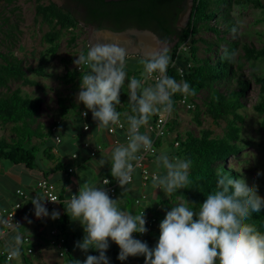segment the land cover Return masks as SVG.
Masks as SVG:
<instances>
[{
    "label": "trees",
    "instance_id": "16d2710c",
    "mask_svg": "<svg viewBox=\"0 0 264 264\" xmlns=\"http://www.w3.org/2000/svg\"><path fill=\"white\" fill-rule=\"evenodd\" d=\"M2 1H6L7 5H10L13 0H0V35H2L0 45L7 44L11 47L14 43L12 39L19 32L17 31L16 23L8 24V18L4 16V7L1 6ZM64 1V6L61 8L50 3L45 7H37V12H44V20L47 22H50V18L57 17L59 20L58 23L64 28L79 25L84 29L83 27L91 25L96 30L106 29L112 32H123L129 29L149 30L153 32L160 41L166 43L175 41L173 47L168 49V55L171 57V60L166 74L174 77L178 82L187 81L194 94H175L173 96L174 106L177 100H184L186 104H189L195 100L201 91H206L204 100L206 112L215 124L222 120L226 125L222 136H213L212 131H201L200 134L195 137L192 133L187 131L184 133L183 137L176 134L174 142H167L170 153L182 158L186 157L191 159L192 167L190 170L189 183L185 188L173 193L169 200L163 199L160 194L156 205L163 204L169 206L168 203L170 200L176 201L180 199L188 200L189 203L194 206V209L195 207H199L206 199V195L216 190V170L218 168L231 171L232 174L237 175L230 167L226 166L225 162L231 157L239 156L244 147L240 144L241 125L244 121L241 110L244 109L242 100L249 89V81L245 79L240 72L243 67L241 57L238 55L234 58L239 44L236 41H227L225 38L228 34H234V32L231 31L232 28H235V20L231 17L230 13L231 4L234 3L238 6L250 4L255 8L264 10V2L260 0H192L189 20L183 28L179 29L177 27V21L179 14L184 10L186 0H124L117 2H105L104 0ZM16 9L17 7H13L9 11L12 12ZM80 22L83 23L82 26ZM219 25H221L223 29H221ZM200 32H211L216 37V42L203 41L208 56L202 59H198L195 56L197 47L195 46L196 40L194 36ZM58 36L59 34L57 32H51L45 36V40L48 44H54V46L48 48V53H55ZM69 41H74V37H70ZM222 42H227V47L223 49L220 55L211 58V53H215L218 44ZM188 43L190 44L188 47L191 59L194 63L191 66H188V64L183 65L186 63V60H181L183 53L181 52V48L183 46L186 48ZM240 47L243 50L242 59L244 61L255 62L264 59V46L260 49H256L253 46L241 44ZM226 51L234 55H231V58H229L225 55ZM136 58L139 59L140 57L135 56V59ZM137 59L135 62L136 64L132 63V66L128 65L126 67L129 69H126L128 77L140 75L141 69H139V62ZM21 63L22 60L14 57L11 51L7 53L0 51V87L8 90L7 83L11 79L20 80L24 85H32V82L26 78ZM87 68V66L84 67L81 72L76 71L75 68L66 70L61 79L65 84L73 85L77 83L79 85L80 76L86 72ZM35 73L41 75L43 72L35 71ZM154 75L160 76L161 74L154 73L152 76ZM139 79H142V77ZM254 82L258 86V101L253 106V109L261 116L259 129L264 134V75L255 76ZM152 83L154 82L152 81ZM120 100L122 105L121 107H117V111L121 113L120 122L127 126L125 114H131V105L128 101V89L126 85H124L121 90ZM66 103H68V100L63 98L58 99L57 113L60 120L53 122L47 131L44 132L40 124H36L35 127L32 128V125L35 124V117L41 104L40 98H28L23 96L19 89H15L10 93H1L0 127L11 124L10 131L13 136L9 141L0 138V160L7 161L11 165L22 166L28 171L39 172V162L41 161L38 157L39 153L42 152L43 155L48 156L47 159H52L51 152L53 147H47L49 142L56 143L51 128L56 127V131L59 133L60 128L66 121L70 120L77 123L78 120L81 122V130L83 131V125L88 121L89 113L86 117H82L76 113V117L72 119V114L75 112L76 106L70 102L69 105H66ZM194 113L195 118H197L200 113L198 107H195ZM157 114L158 113L152 115L148 124L155 121ZM170 117L165 125V134L153 141L157 149L156 154H159L161 142L166 139L169 133ZM105 131L106 134L110 135L108 133V128ZM140 131L151 135L153 140L154 136L146 130V126L142 127ZM33 139L38 140V145L32 144ZM61 142L62 140L58 144ZM175 142L178 143L177 146L174 145ZM84 144H88V147L84 148ZM60 145L62 147V144ZM43 146L47 147V149L42 148ZM81 148L83 150L80 149L81 151L72 153L76 155V158L72 160L73 162L79 159L80 156L85 157V159H93L100 151L99 146H92L87 142H84ZM94 149L96 151H94ZM262 151L264 152V142L262 144ZM92 152L93 154H91ZM156 154L151 156L149 162L151 164L148 165L149 170L153 172L157 171V169L154 168ZM70 167L71 166L64 168L63 164L57 163L54 171H61L65 174L67 180L73 173L67 171ZM43 176L46 178L45 173ZM103 178H108L111 181L114 179L112 177ZM103 178H101L100 181ZM66 180L61 186V194L59 195L62 200L65 199L63 190L68 182V180ZM132 184L133 182L127 185ZM148 185H152V182H148L146 186ZM117 188L118 187L115 188V197L113 198L117 196ZM158 190L159 193H161V190ZM258 190L259 194L264 197V182L258 185ZM141 195L143 196L144 193L130 200L128 199L126 202L127 207L128 205L141 207L142 209H137L136 211L138 214H140V211H143L144 207V212H150V208L144 205L148 197L145 195L146 198L140 200ZM136 200H140V204H137ZM66 207L67 205L61 206V217L59 220L53 219L54 224L52 228L59 227L61 234L65 238V246L67 247V251L63 257L67 260L68 264H73L69 240L81 238H77L76 235L71 234L67 230L70 217L66 214ZM152 211L153 213L151 214H153L158 222L157 206H154ZM247 222L254 224L258 230L264 232V209H261L259 213H253L252 217H250ZM154 228L150 231L152 234ZM150 232L144 236V241L149 237L148 234ZM150 237L151 240L147 244L151 248L154 247L151 245V242L159 238V230L154 233V236ZM1 245L9 251L4 240L1 241ZM89 252L93 255H98V252L94 250L89 249ZM106 255L110 256L114 255V253L106 252ZM14 256L9 261L5 260L4 257H0V264H13ZM22 256L24 257V254H22ZM217 259H219V254L217 255ZM25 264L32 263L25 260ZM137 264L142 263L138 262Z\"/></svg>",
    "mask_w": 264,
    "mask_h": 264
},
{
    "label": "clouds",
    "instance_id": "9594fccd",
    "mask_svg": "<svg viewBox=\"0 0 264 264\" xmlns=\"http://www.w3.org/2000/svg\"><path fill=\"white\" fill-rule=\"evenodd\" d=\"M225 55L231 58L234 54L226 51ZM125 56V50L118 45L93 44L74 60L75 65L88 67L80 76L76 100L91 112L97 127L107 129L120 123L121 113L116 106L121 103L120 94L127 79L131 114H125L126 142L114 146L108 159L98 160L100 167L110 162L111 176L122 188L131 182L144 155L157 151L152 138L140 129L153 114L171 113L175 94H194L187 81L178 82L166 74L171 60L167 48L141 59L143 79L128 78ZM154 73L161 75L155 84L145 86V79ZM82 115L87 116L88 112ZM154 164L157 171L152 176V186L166 197L189 183L191 159L172 155L165 147L155 155ZM261 175L264 172L258 171L257 176ZM216 177V190L206 195L198 210L188 200L172 203L151 248L133 236L148 231L144 210L141 214L127 211L120 206L119 198H111L104 187L84 183L72 195L65 211L83 228L84 235L74 246L85 253L94 250L98 255H87L73 264H110L106 255L110 241L118 245L117 260L121 262L143 256L144 264H264V232L247 222L253 213L264 209L258 185L250 183L243 174L237 176L222 168L216 170ZM43 201L37 196L32 198L34 215L58 219L60 213L54 210L49 214Z\"/></svg>",
    "mask_w": 264,
    "mask_h": 264
},
{
    "label": "rangeland",
    "instance_id": "374dc122",
    "mask_svg": "<svg viewBox=\"0 0 264 264\" xmlns=\"http://www.w3.org/2000/svg\"><path fill=\"white\" fill-rule=\"evenodd\" d=\"M192 0H190L191 2ZM264 2V0H260ZM51 0H13L10 5H7L6 1L1 2V6L4 7V16L8 18V24H17L16 34L13 32L15 37L13 46L7 44L0 45V51L9 52L11 51L12 55L20 60H22L21 66L24 70L25 76L28 80L32 82V85H24L20 80H9L7 83V88L0 87L1 93H10L15 89H19L23 96L28 98H40L41 104L38 110V113L35 117V124L32 125V128L36 124L42 126L44 132L53 124L55 121H59L58 117V99L63 98L68 100L66 105H69V102L76 106L75 112L72 114V119L76 117V113L81 115L83 112L87 111L89 113V123L95 127L97 122L93 120L92 114L88 111L82 103H79L76 100V94L79 91V85L65 84L61 77L66 70H72L75 66L74 60L77 59L76 56L83 52H87V49L90 45L87 43V32L82 29L79 25L68 26L66 28L62 27L58 23V18H50V22L44 20V12L38 13L37 7L48 6ZM13 7H17L16 10L10 12L9 10ZM192 7V6H191ZM64 13V12H63ZM231 17L235 20L236 31L234 34H228L225 36L227 41H236L239 45L237 46L234 58L238 55L241 57V62L243 67L240 70L243 77L249 81V89L245 94L242 102L244 103V109L241 110V114L244 116V121L241 125L242 131L240 135V144L244 146L242 152L239 156L229 158L225 164L230 167L238 176L243 174L250 183H255L260 185L264 182V175L257 176V172H264V152L262 151V144L264 142V134L259 129V121L261 116L258 115L253 106L258 101V86L254 82V77L258 75H264V59L257 61L247 62L242 59L243 50L241 49V44H246L253 46L256 49H260L264 46V10L253 7L250 4L238 6L234 3L231 4ZM189 18L185 20V23L188 22ZM184 23V24H185ZM219 23V22H218ZM220 24V23H219ZM221 29L222 26L219 25ZM57 32L59 34L57 39V49L54 54L48 53V48L54 46V44H48L45 40V36L49 33ZM13 34V35H14ZM74 37V41L70 42V37ZM2 35H0V39ZM196 40L195 46L197 47L196 57L198 59L206 58L208 53L205 51V43L203 41L216 42V37L211 32H200L194 36ZM189 43L186 48L183 46L181 48L182 59L186 60V63L183 65L188 66L194 64L191 55L189 52ZM173 47V45H172ZM171 47V48H172ZM227 47V42H222L218 44L215 53H211V58L217 57L220 55ZM135 56L137 55H126V67L128 65L132 66V63L136 62ZM139 56V55H138ZM137 59L139 62V69L141 73L143 71V65L140 63L141 59H147V57H141ZM136 64V63H135ZM127 69V68H126ZM88 68L86 69V71ZM129 70V69H127ZM35 71H42L41 75L35 73ZM140 75L136 76L137 79L141 78ZM156 76V75H154ZM131 78V77H128ZM143 79V77H142ZM152 79L148 77L145 79V86L153 85ZM127 86V79L125 81ZM234 86V84H233ZM232 87V85H231ZM128 89V88H127ZM206 97V91H201L193 102H190V108H187V105H184L180 101L175 102L174 109L170 114L169 124L170 130L169 133L164 139L163 148H168L169 145L167 142H174L176 134H179L181 137L184 136L185 132L192 133L193 136L197 137L201 131H212L213 136H222L225 129L226 123L224 121H219L214 123L209 114L206 112L204 106V100ZM121 101V100H120ZM122 102L116 107H121ZM195 107H198L200 113L197 118H195ZM71 119V118H70ZM69 120V119H68ZM70 121V120H69ZM199 122V123H198ZM87 125V124H86ZM88 126V125H87ZM11 124L0 127V138L9 141L13 136L10 131ZM89 127V126H88ZM67 141L66 135L63 134V143ZM32 144L38 145V140L33 139ZM48 146L55 148L53 143H48ZM47 147L43 146L42 148ZM161 149L159 148V151ZM54 153V152H52ZM42 152L39 153V158L41 159V169L44 172H48L47 167L49 166L50 160L46 159L48 156H42ZM59 159L57 162H60ZM56 160H53L54 163ZM20 167L11 165L7 161L0 160V168L5 171L8 167ZM3 167V168H2ZM2 171V172H3ZM0 187L4 188L1 183ZM161 197L163 199H168L163 192L161 191ZM158 198L156 201L154 199L153 206H157L158 211V222L153 230V234L150 232L149 236H154V233L159 230L160 222L164 219L166 212L171 210L172 203L177 202L170 200L168 205L163 204L156 205L158 203ZM137 209H142L137 206ZM199 207H195L194 210H198ZM150 213H153L152 209L149 210ZM138 214V213H137ZM30 221L29 223H32ZM79 224V222H78ZM49 242V237H48ZM109 249V248H108ZM88 254H81L79 258H74V260L83 261ZM144 260L143 256H139ZM52 261L54 264H68L67 260L63 257L58 256V249H52ZM135 258L129 257L127 261L121 262L117 260V256L110 257V264H124V263H133L135 264ZM31 260H35L31 257ZM30 261V259H28ZM34 264L32 261H30ZM144 264V261H143Z\"/></svg>",
    "mask_w": 264,
    "mask_h": 264
},
{
    "label": "crops",
    "instance_id": "0c3cea01",
    "mask_svg": "<svg viewBox=\"0 0 264 264\" xmlns=\"http://www.w3.org/2000/svg\"><path fill=\"white\" fill-rule=\"evenodd\" d=\"M88 121L87 123L84 124H87L89 126V130L84 132L81 130V122L78 120L77 123L72 121H66V123L62 125L59 132L60 138L62 140V142L60 143L62 144V147L60 144H56L52 141L53 144L55 145V148L54 147L52 148V152H54V153L51 152L52 159H48L51 161L49 162V166L47 167L48 172H44L40 168L41 164H39V169H40L39 172L28 171L22 166H21L22 168L9 166L8 169H6L5 171H3L0 168V183L4 187V188L0 187V208L3 206H9L17 201V197L14 193L15 189L24 188L27 190H33L34 182L38 178L44 177L43 176L44 173L46 174V178H48L51 182H53L56 185L57 192L60 195L61 186L64 184L67 177L61 171H57V172L54 171V169L57 166V163L63 164L64 168L71 166L74 169L72 175L68 177L67 179L68 182L63 190V195L65 198H68L69 196L78 193L79 188L82 187L84 183H88L89 185L100 186L101 178L112 177L110 172V162L108 164H105L103 167H100V165L98 164V160L100 158L108 159L110 157L112 148L117 144L124 143L126 141L123 138H121L120 135H117L119 141L117 144H114L113 142L115 139L114 135L106 134L105 128L97 127V125L93 127ZM63 134L66 135L67 137V141L65 143H63ZM149 136L151 137V135ZM163 141L165 140H162L160 149L163 148V144H164ZM84 142H87L92 146L95 145L99 146L100 151L93 159H85V157L80 156L79 159L73 162L71 159V154L83 150L81 147ZM42 156L44 157L45 155ZM59 159L62 160H60V162H57V160ZM53 160L56 161L52 163ZM149 162L150 159L146 162V165H150L151 163ZM117 187L118 188H117L116 198H119L120 206L127 211L133 212L134 214H137L136 212L137 208L134 207L133 205H128L127 207L126 202L128 199L130 200L133 197L138 196L141 193H144V195L148 197L144 205L152 209L154 208L153 206L154 203H150V201L154 202V199L156 201V197L158 198L160 195L159 190L158 189L155 190L152 185H148L145 187L141 186L140 178L138 176L137 170L133 175L132 185H125L122 188L118 184ZM69 221L70 222L67 225L68 232L76 235L77 238L82 239L84 232L81 225L78 224V221H72L71 219H69ZM53 224H54L53 219H51V216H49L43 222L33 221L32 223L23 225L21 228L8 233L4 242L9 247V249L13 251V253L15 254L12 263L25 264V260L28 261V259H30V261H32L34 264H54V262L51 259L53 248L49 245L48 242V231L52 228ZM24 234L28 235L31 238V243L29 244L28 247L33 248V253L29 256L25 255L24 246L19 244L20 242L19 238ZM81 239L69 240L70 248H71V256L73 259L74 258L77 259L81 256V254H85V252H82L81 250H79L74 246L75 242ZM150 240H151L150 236L146 238L147 243H149ZM107 252L114 253V255L108 256L109 258L111 256H117L119 252L118 245L110 241V246ZM21 253L24 254V257L22 256ZM86 253L88 255H93L89 252V250ZM31 257L35 260L34 261L31 260ZM131 258H135L134 259L136 260L135 264H137L138 262L143 264L144 260H142L140 257H131Z\"/></svg>",
    "mask_w": 264,
    "mask_h": 264
},
{
    "label": "built area",
    "instance_id": "2783aa9c",
    "mask_svg": "<svg viewBox=\"0 0 264 264\" xmlns=\"http://www.w3.org/2000/svg\"><path fill=\"white\" fill-rule=\"evenodd\" d=\"M86 66L87 65L84 64L79 66L75 65L74 68L76 69V71L81 72ZM158 77L159 76H151L150 78L155 83ZM181 103L187 105L186 106L187 108L191 107L190 104H186L184 100H181ZM170 114L171 113L158 112L155 121L146 125V130L154 136L153 141L156 138L162 137L165 134V125L168 118L170 117ZM81 116L86 117L82 114ZM85 125L86 124L83 125L82 129L83 131H88L89 127L88 126L86 127ZM51 131L53 132L54 141L58 144L61 141L60 134L58 133V131H56V127H52ZM108 133L110 135L112 134L115 136L114 144L118 143L119 138L117 137V135H120V137L126 141L127 126H125L123 123L120 122L108 128ZM174 145L177 146L178 143L175 142ZM83 147L84 148L88 147V144H84ZM154 148L156 149L155 146ZM94 151L96 150L94 149ZM156 153L145 154L141 167L136 169L139 172L140 184L142 187H145L148 184V182L152 181V176L155 172L149 170V166L146 165V162L151 158L152 155ZM91 154H93V152ZM75 158L76 155L72 154L71 159L73 160ZM67 171L71 173L73 172V168L70 167L68 168ZM106 180L109 181L107 185L105 184ZM132 182H133V178L131 182L128 184H131ZM100 186L104 187L108 191V194L111 198L115 197V188L118 186V182L115 179L111 181L108 178H103L100 181ZM14 193L17 197V201L9 206H3L0 208V257H4V259L7 261L11 260L14 256L13 251H11L10 249L8 251L5 248H3V245H1V241L3 240L5 241L7 234L21 228L23 225L28 224L30 221L43 222L48 218V217L37 218L34 215V206L31 202L32 198L36 196L40 198H44L43 202L45 207L48 209L49 214H51V212L54 210L58 211L60 213V216L58 219H54V220H59L61 217V210H62L61 206L67 205V203L70 201L72 197L71 195L68 198H65L64 200L60 199L56 185L45 177H40L34 182L33 190L17 188L15 189ZM145 198H146L145 195L140 196V200H144ZM140 200H136V203L140 204ZM144 208L143 210L145 211ZM142 212L143 211H140L139 213L141 214ZM144 213L146 217V228L148 229V231L142 235L137 233L133 234L135 238L141 239L142 241H144L143 240L144 236L148 232H150L157 224V220L153 216V214H151L150 212H144ZM48 237H49V245L52 248L54 247L57 248L58 256L63 257L67 251V247L65 246V238L61 234L59 227L57 226L51 228L48 231ZM19 240H20L19 244L24 246L25 254L27 256L31 255L33 253V248L28 247L29 244L31 243V238L28 235L24 234L19 238ZM157 240L151 242V245L155 246Z\"/></svg>",
    "mask_w": 264,
    "mask_h": 264
},
{
    "label": "water",
    "instance_id": "95a60500",
    "mask_svg": "<svg viewBox=\"0 0 264 264\" xmlns=\"http://www.w3.org/2000/svg\"><path fill=\"white\" fill-rule=\"evenodd\" d=\"M58 4L60 0H51ZM105 2H117L124 0H104ZM192 3L186 0L184 10L179 14L177 27L183 28L186 23L185 20L189 18L191 13ZM185 23V24H184ZM85 30V29H84ZM87 32V43L91 46L93 44H115L125 50L126 55H139L141 57L149 58L153 53L161 51L163 48L170 49L174 43H166L160 41L158 37L149 30L129 29L123 32H112L109 30H95L94 27L89 26L85 30Z\"/></svg>",
    "mask_w": 264,
    "mask_h": 264
},
{
    "label": "flooded vegetation",
    "instance_id": "af4514ba",
    "mask_svg": "<svg viewBox=\"0 0 264 264\" xmlns=\"http://www.w3.org/2000/svg\"><path fill=\"white\" fill-rule=\"evenodd\" d=\"M61 1V3L60 4H58V3H56V2H53V1H51L53 4H55L56 6H58V7H62V6H64V0H60ZM192 3V2H191ZM74 5V4H73ZM80 25L82 26L83 25V23L82 22H80ZM89 26H91V25H89ZM89 26H86V27H83L85 30L87 29V27H89ZM93 27V26H92ZM95 29V28H94ZM96 30V29H95ZM103 30H106V29H103ZM175 42V41H174ZM174 42H172V43H174Z\"/></svg>",
    "mask_w": 264,
    "mask_h": 264
}]
</instances>
